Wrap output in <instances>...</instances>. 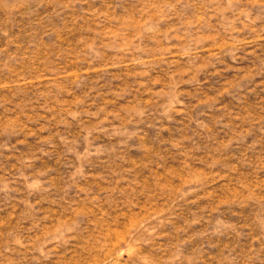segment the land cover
<instances>
[{
    "label": "rangeland",
    "instance_id": "1",
    "mask_svg": "<svg viewBox=\"0 0 264 264\" xmlns=\"http://www.w3.org/2000/svg\"><path fill=\"white\" fill-rule=\"evenodd\" d=\"M0 264H264V0H0Z\"/></svg>",
    "mask_w": 264,
    "mask_h": 264
}]
</instances>
